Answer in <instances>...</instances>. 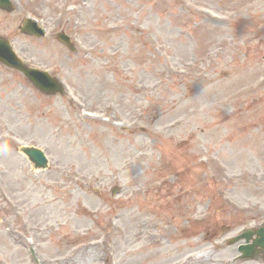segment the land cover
Segmentation results:
<instances>
[{"label":"rangeland","instance_id":"374dc122","mask_svg":"<svg viewBox=\"0 0 264 264\" xmlns=\"http://www.w3.org/2000/svg\"><path fill=\"white\" fill-rule=\"evenodd\" d=\"M13 2L66 90L0 63V264H264L228 243L264 225V0Z\"/></svg>","mask_w":264,"mask_h":264},{"label":"water","instance_id":"95a60500","mask_svg":"<svg viewBox=\"0 0 264 264\" xmlns=\"http://www.w3.org/2000/svg\"><path fill=\"white\" fill-rule=\"evenodd\" d=\"M0 7L9 9L11 7V3L8 0H0ZM22 30L30 34H42V32L36 28L35 24L29 21L24 22V28ZM59 37L65 43L69 44L67 37L63 35H59ZM0 61L9 67L21 71L42 92H62L61 85L47 72L34 68H29L24 65L13 53L8 41L3 38H0ZM23 151L29 157V159L34 162L36 167H46L47 159L45 158L43 152L40 149L34 147L23 148ZM254 234L256 235V237L253 238L252 243H248ZM242 238H245L247 242L246 244L241 245L239 247V250L243 253L242 256L245 258L254 257L255 254L258 252L257 247H262L264 249V226L255 230H247L240 236L233 238L230 242L232 243Z\"/></svg>","mask_w":264,"mask_h":264},{"label":"bare ground","instance_id":"6f19581e","mask_svg":"<svg viewBox=\"0 0 264 264\" xmlns=\"http://www.w3.org/2000/svg\"><path fill=\"white\" fill-rule=\"evenodd\" d=\"M36 172H37V170H36Z\"/></svg>","mask_w":264,"mask_h":264}]
</instances>
